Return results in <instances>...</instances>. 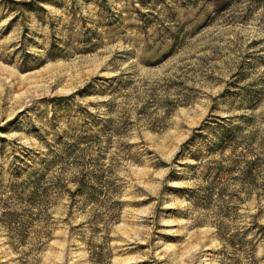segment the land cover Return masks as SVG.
<instances>
[{
  "label": "rangeland",
  "instance_id": "obj_1",
  "mask_svg": "<svg viewBox=\"0 0 264 264\" xmlns=\"http://www.w3.org/2000/svg\"><path fill=\"white\" fill-rule=\"evenodd\" d=\"M0 264H264V0H0Z\"/></svg>",
  "mask_w": 264,
  "mask_h": 264
}]
</instances>
